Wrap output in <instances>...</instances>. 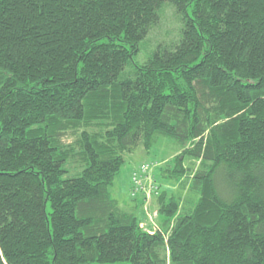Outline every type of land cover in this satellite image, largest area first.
<instances>
[{"label":"trees","instance_id":"16d2710c","mask_svg":"<svg viewBox=\"0 0 264 264\" xmlns=\"http://www.w3.org/2000/svg\"><path fill=\"white\" fill-rule=\"evenodd\" d=\"M113 262L264 264V0H0V264Z\"/></svg>","mask_w":264,"mask_h":264},{"label":"rangeland","instance_id":"374dc122","mask_svg":"<svg viewBox=\"0 0 264 264\" xmlns=\"http://www.w3.org/2000/svg\"><path fill=\"white\" fill-rule=\"evenodd\" d=\"M171 27L172 26H169L168 29H170ZM140 54L142 57L145 56V52H143L142 50ZM176 152L177 150L174 145L169 144V142L165 140H160L152 150V154L147 155L148 160L146 162H149L147 163L148 166L145 167V170L147 172L145 173L140 170L139 174L134 173L135 169L133 168L136 164L140 163L142 159H145L144 156L141 157V152L138 153V151L135 154L126 156L125 164L121 167L118 175L113 181L112 186L109 188L111 197L118 200L120 204L129 200H131V203L136 202L139 204V209L136 213V217L139 221V226L145 231L147 230L152 233L159 228L160 221L159 217H157L158 208L156 205V197L159 196L162 189H165V181L156 176L158 175L157 169L165 162H167L172 156H175L177 154ZM156 166L157 168L154 169V167ZM153 186L156 187L153 188ZM166 189H171V191L173 192L169 194L180 195V193L178 192L179 188L176 186V184H168L166 185ZM183 192L184 191H182V193ZM47 210H50L49 206H47ZM110 264L130 263L113 262Z\"/></svg>","mask_w":264,"mask_h":264},{"label":"bare ground","instance_id":"6f19581e","mask_svg":"<svg viewBox=\"0 0 264 264\" xmlns=\"http://www.w3.org/2000/svg\"><path fill=\"white\" fill-rule=\"evenodd\" d=\"M156 187V186H153V188Z\"/></svg>","mask_w":264,"mask_h":264},{"label":"built area","instance_id":"2783aa9c","mask_svg":"<svg viewBox=\"0 0 264 264\" xmlns=\"http://www.w3.org/2000/svg\"><path fill=\"white\" fill-rule=\"evenodd\" d=\"M137 182H138V180H137ZM141 182V181H140Z\"/></svg>","mask_w":264,"mask_h":264}]
</instances>
